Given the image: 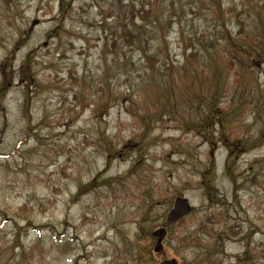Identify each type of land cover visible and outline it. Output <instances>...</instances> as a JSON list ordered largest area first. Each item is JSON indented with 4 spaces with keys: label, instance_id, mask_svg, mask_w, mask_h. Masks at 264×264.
Instances as JSON below:
<instances>
[{
    "label": "rangeland",
    "instance_id": "374dc122",
    "mask_svg": "<svg viewBox=\"0 0 264 264\" xmlns=\"http://www.w3.org/2000/svg\"><path fill=\"white\" fill-rule=\"evenodd\" d=\"M262 1L223 0V8L253 9L260 27ZM146 10L159 14L168 33L167 43H151L159 55L154 59L168 57L176 65L184 51L178 21L187 35L209 28L213 15L207 2L199 0H12L8 6L0 0V62L6 66H0V80L6 74L12 80L0 108V264H145L138 258L144 243L136 242V220L149 207L150 193L145 228L162 226L178 195L187 196L196 211L183 227L171 231L197 227L208 204L197 180L201 170L212 169L211 147L168 116L155 120L153 109L167 94L160 91L159 81L167 89V74L144 71L138 45L124 48L119 34L120 44L113 49L114 31L125 23L144 41V27L156 25L154 17H144ZM175 10L181 20L172 14ZM34 18L41 22L27 35ZM22 33L25 42L4 61ZM32 48L37 62L30 69L27 109V87L18 75ZM257 75L262 83L261 69ZM183 85L179 78L177 92ZM112 91L119 93L117 100ZM130 95L136 99L135 114L125 99ZM187 97L178 106L187 119L180 120L190 122L197 110L186 115L193 99L187 102ZM147 106L152 112L141 123L135 115ZM110 145L122 150L106 170L104 149ZM212 152L215 184L229 203L230 215L239 218L253 241L251 252L248 238L241 235L220 240L211 250L221 260L214 264H264L259 260L264 254L259 247L264 245V145L236 157V194L225 171L229 149L217 143ZM80 185L86 190L81 198L76 195ZM23 205L31 209L29 214L20 210ZM168 244L167 239L160 255L153 252L152 264L165 257H176L179 264L205 258L196 246H184L181 258Z\"/></svg>",
    "mask_w": 264,
    "mask_h": 264
},
{
    "label": "trees",
    "instance_id": "16d2710c",
    "mask_svg": "<svg viewBox=\"0 0 264 264\" xmlns=\"http://www.w3.org/2000/svg\"><path fill=\"white\" fill-rule=\"evenodd\" d=\"M199 1H202L203 4L207 2V9L213 13L211 24L209 28L207 27L201 32H188L187 35H184L182 23L178 21L179 34L180 37L183 36L184 50L183 61L178 65L168 60V57L162 62H159V58L154 59L159 55L157 51L151 50V43L158 40L167 43L168 33L166 27L160 22L159 14L153 13V10H146L144 14L146 18L154 17L153 20L156 24L153 26L154 29L153 27H150V29L144 27L146 28L144 41L140 38L141 33L133 26L131 27L129 23L123 24L121 29H116L114 33L123 38L124 48L125 46L131 48L138 45L141 61H144V71L146 70L154 75H156L155 73L163 75V72H165L168 76L169 85L167 89L165 82L163 80L159 81L160 91L167 94L164 95L165 101L161 106L153 109L152 116L155 117L154 119L158 120L168 116L172 120H176L179 125L189 129L190 132L199 131V134L210 144L216 142L217 139L224 142L229 148L226 168L236 188L238 181L235 172L236 157L245 151L260 148L264 145V81L261 83L259 75H257V70L261 69V76L264 79V22H261L260 27L258 26L257 14L253 9L243 8L240 12H237L225 10L223 0ZM180 11L175 10L172 14L181 20L183 15L180 14ZM228 17L233 19V23H231L230 18L227 19ZM166 21L170 24L171 16ZM258 28L260 32L257 34L255 31ZM58 29L60 27L54 28V32ZM21 41L23 42L24 39H21ZM21 41L17 45L21 44ZM118 45L114 41V48ZM35 51V49L31 51L33 55L28 53L18 76L19 81L22 84L24 83L27 88L31 83L30 69L35 61ZM165 52L168 56L167 49H165ZM179 78L183 80L184 85L177 92L176 85ZM11 83V79L6 77L0 82V102ZM199 85L200 90L198 89ZM103 89L104 87L101 86L99 91L102 93ZM190 91H193V93ZM29 95L30 92L27 91L26 104H28ZM118 95L117 92L112 93V98L114 97V100H117ZM185 95L188 96L186 98L187 102L193 98L189 102L190 107L185 109L187 111L186 115L191 117L190 111L197 110L196 117L190 122L180 120L184 117L182 116L184 109L182 110L178 104ZM134 98L133 95L125 97L130 102L129 107L132 114L136 113L133 112L136 101ZM0 108H3L1 104ZM152 108L147 106V108L142 109L143 111L139 115L135 116L143 123L148 118L149 113L152 112ZM249 118L251 121H249ZM184 119L186 120L185 117ZM149 124L145 125L146 130L149 128ZM126 146H128V143L123 145L122 149H125ZM122 149L118 150L114 145L105 147L104 151L108 156V166L112 162V156L119 154ZM214 164L215 159L212 157L211 168ZM100 172L103 173L104 170ZM210 173L209 168L203 170L201 172L202 179L198 183L201 187H204L208 198L212 200L211 198L219 195L217 188L214 186V181L209 175ZM84 185L87 188L92 184ZM84 193H86V190H83V186L80 185L76 195L80 198ZM209 207H213L211 203ZM20 210L24 213L28 212L27 214L31 211L27 205L20 207ZM223 216V211L207 212L201 223V228H207L210 223L219 224ZM235 226H237L236 223L232 225L230 223L229 228ZM139 228L143 234L142 238L145 240L149 238L150 233L141 224ZM193 236L201 239L198 233L188 234L185 239H191ZM142 257L143 254L138 252V258Z\"/></svg>",
    "mask_w": 264,
    "mask_h": 264
},
{
    "label": "water",
    "instance_id": "95a60500",
    "mask_svg": "<svg viewBox=\"0 0 264 264\" xmlns=\"http://www.w3.org/2000/svg\"><path fill=\"white\" fill-rule=\"evenodd\" d=\"M37 22L38 21L35 20L33 22V25ZM190 209H191V206H190L188 199L183 198V197H178L175 201L174 208L169 213L168 220L173 223L177 222L182 216L187 214L190 211ZM165 233H166L165 229H159L155 231V234L160 235L161 237H163ZM161 264H176V260L175 259L165 260Z\"/></svg>",
    "mask_w": 264,
    "mask_h": 264
}]
</instances>
